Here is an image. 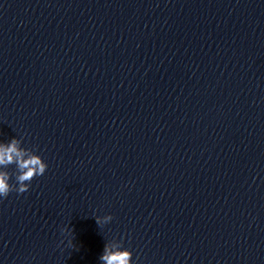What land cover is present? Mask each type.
<instances>
[{
	"label": "clouds",
	"instance_id": "clouds-1",
	"mask_svg": "<svg viewBox=\"0 0 264 264\" xmlns=\"http://www.w3.org/2000/svg\"><path fill=\"white\" fill-rule=\"evenodd\" d=\"M18 141L13 139L10 144H0V169H7V166L15 164V183H10L13 174L8 170H0V198H7L13 191L23 194L29 191L31 181L37 176H42L46 172L48 165L42 157L32 149L18 147ZM27 156V158H25ZM97 225L103 226L110 222L113 217L106 215L103 220L100 216L94 217ZM61 233L71 235L73 229L69 226L61 228ZM61 244L64 240L60 241ZM68 245H72V240L68 239ZM133 253L124 248L123 244L110 246L105 244L103 254L99 259L103 264H133Z\"/></svg>",
	"mask_w": 264,
	"mask_h": 264
},
{
	"label": "water",
	"instance_id": "water-1",
	"mask_svg": "<svg viewBox=\"0 0 264 264\" xmlns=\"http://www.w3.org/2000/svg\"><path fill=\"white\" fill-rule=\"evenodd\" d=\"M264 264V263H263Z\"/></svg>",
	"mask_w": 264,
	"mask_h": 264
}]
</instances>
